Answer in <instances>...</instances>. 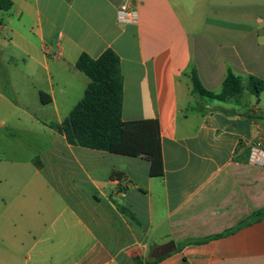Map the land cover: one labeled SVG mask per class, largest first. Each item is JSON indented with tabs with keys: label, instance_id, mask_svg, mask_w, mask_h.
<instances>
[{
	"label": "crops",
	"instance_id": "obj_1",
	"mask_svg": "<svg viewBox=\"0 0 264 264\" xmlns=\"http://www.w3.org/2000/svg\"><path fill=\"white\" fill-rule=\"evenodd\" d=\"M11 1L0 12V40L15 49L0 48V264H264V165L250 163L264 92L247 87L264 81V0ZM126 2L137 24L118 23ZM107 50L120 58L123 121L159 124L161 177L146 158L72 146L56 130L91 83L80 56ZM194 73L215 94L229 73L244 88L212 100L193 93Z\"/></svg>",
	"mask_w": 264,
	"mask_h": 264
},
{
	"label": "trees",
	"instance_id": "obj_2",
	"mask_svg": "<svg viewBox=\"0 0 264 264\" xmlns=\"http://www.w3.org/2000/svg\"><path fill=\"white\" fill-rule=\"evenodd\" d=\"M11 0H0V12L12 7ZM77 68L91 83L84 98L56 130L72 146L105 151L130 157H143L151 162V176L164 174L163 157L157 121L124 122L123 78L120 58L112 50L98 59L80 56ZM193 93L219 102L238 99L243 91L242 78L229 73L221 93L207 91L197 75H192ZM248 89L259 96L264 92V81L250 77ZM43 99V94H42ZM138 262V259L135 260Z\"/></svg>",
	"mask_w": 264,
	"mask_h": 264
},
{
	"label": "built area",
	"instance_id": "obj_3",
	"mask_svg": "<svg viewBox=\"0 0 264 264\" xmlns=\"http://www.w3.org/2000/svg\"><path fill=\"white\" fill-rule=\"evenodd\" d=\"M117 19L120 25H134L139 22V13L129 2H126L119 8ZM250 163L258 166L264 165V143L262 141L253 145Z\"/></svg>",
	"mask_w": 264,
	"mask_h": 264
},
{
	"label": "rangeland",
	"instance_id": "obj_4",
	"mask_svg": "<svg viewBox=\"0 0 264 264\" xmlns=\"http://www.w3.org/2000/svg\"><path fill=\"white\" fill-rule=\"evenodd\" d=\"M5 43H10V38H8L7 36H4V34H3V36H2V38L0 40V48L3 49V50H6L8 52L14 53L15 49L13 48L12 43L8 44V46H5ZM47 111H45V112L42 111V113L47 114ZM40 116H42V114H40Z\"/></svg>",
	"mask_w": 264,
	"mask_h": 264
}]
</instances>
